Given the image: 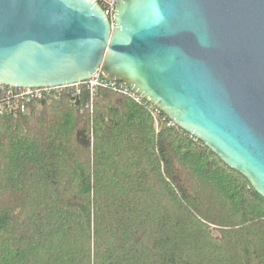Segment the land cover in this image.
Segmentation results:
<instances>
[{
  "label": "trees",
  "instance_id": "16d2710c",
  "mask_svg": "<svg viewBox=\"0 0 264 264\" xmlns=\"http://www.w3.org/2000/svg\"><path fill=\"white\" fill-rule=\"evenodd\" d=\"M0 264H264V198L143 99L0 116Z\"/></svg>",
  "mask_w": 264,
  "mask_h": 264
},
{
  "label": "water",
  "instance_id": "95a60500",
  "mask_svg": "<svg viewBox=\"0 0 264 264\" xmlns=\"http://www.w3.org/2000/svg\"><path fill=\"white\" fill-rule=\"evenodd\" d=\"M100 71L200 140L264 198V0H0V84Z\"/></svg>",
  "mask_w": 264,
  "mask_h": 264
},
{
  "label": "built area",
  "instance_id": "2783aa9c",
  "mask_svg": "<svg viewBox=\"0 0 264 264\" xmlns=\"http://www.w3.org/2000/svg\"><path fill=\"white\" fill-rule=\"evenodd\" d=\"M92 1L97 4L110 21H112L115 7L119 0ZM99 87L123 91L136 101L142 99L130 91L123 83L109 81L100 71H97L88 80L70 86L54 88H19L0 84V116L25 114L29 103L37 100L55 99L61 92L68 88L73 90L74 95L79 94L81 88H87L90 92V97H92Z\"/></svg>",
  "mask_w": 264,
  "mask_h": 264
},
{
  "label": "rangeland",
  "instance_id": "374dc122",
  "mask_svg": "<svg viewBox=\"0 0 264 264\" xmlns=\"http://www.w3.org/2000/svg\"><path fill=\"white\" fill-rule=\"evenodd\" d=\"M73 91V90H72Z\"/></svg>",
  "mask_w": 264,
  "mask_h": 264
}]
</instances>
